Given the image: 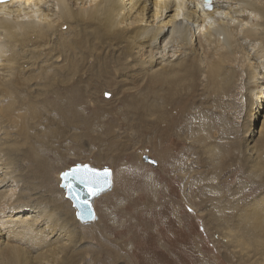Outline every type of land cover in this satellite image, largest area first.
Listing matches in <instances>:
<instances>
[{
  "label": "rangeland",
  "instance_id": "374dc122",
  "mask_svg": "<svg viewBox=\"0 0 264 264\" xmlns=\"http://www.w3.org/2000/svg\"><path fill=\"white\" fill-rule=\"evenodd\" d=\"M95 51L83 49L69 71L79 93L54 98L55 114L38 111V142H24L23 160L8 159L33 191L36 210L64 232L55 254L47 252L51 243L40 246L48 254L43 263L264 264L261 99L251 103L240 81L210 96L203 82L142 88L133 69L107 80L79 75ZM76 164L111 171L112 187L93 203V223L78 222L73 205L64 204L70 200L57 178ZM97 226L113 229L108 240Z\"/></svg>",
  "mask_w": 264,
  "mask_h": 264
},
{
  "label": "bare ground",
  "instance_id": "6f19581e",
  "mask_svg": "<svg viewBox=\"0 0 264 264\" xmlns=\"http://www.w3.org/2000/svg\"><path fill=\"white\" fill-rule=\"evenodd\" d=\"M200 1L31 0L0 7V264H40L48 256L40 246L51 243L47 252L54 254L60 249L55 240L64 232L50 213L36 210L33 191L17 180L8 159L23 160L21 146L38 142V111L55 114L54 98L79 93L67 78L83 49H98L94 63L80 70L85 77L107 80L133 69L144 78L142 88L203 82L210 96L240 81L251 103L264 105V0H213L211 11ZM39 95L46 98L38 102ZM57 179L61 184L60 174ZM75 219L95 222V216ZM95 229L102 240L113 231Z\"/></svg>",
  "mask_w": 264,
  "mask_h": 264
},
{
  "label": "water",
  "instance_id": "95a60500",
  "mask_svg": "<svg viewBox=\"0 0 264 264\" xmlns=\"http://www.w3.org/2000/svg\"><path fill=\"white\" fill-rule=\"evenodd\" d=\"M150 163L154 164V161H150ZM83 166L95 170L97 173H100L101 176H103L104 170L107 169V180L101 179L95 186H85V184L79 183L73 176H69L67 179L64 178L63 173L71 172L76 168H80L78 175H86ZM60 180V186L66 190V197L72 201V205L76 210V217L81 222L94 219L95 214L92 207L93 198L110 190L112 185L111 171L109 168L104 167L102 169H95L91 168L88 164H76L75 166H71L69 170L60 173ZM90 192H95V194L90 195Z\"/></svg>",
  "mask_w": 264,
  "mask_h": 264
},
{
  "label": "snow or ice",
  "instance_id": "6c2138e0",
  "mask_svg": "<svg viewBox=\"0 0 264 264\" xmlns=\"http://www.w3.org/2000/svg\"><path fill=\"white\" fill-rule=\"evenodd\" d=\"M205 6L206 7H211V2L210 0H205ZM84 171L86 175H78L80 172V168L73 169L71 172L68 173H63L64 178H68L69 176H73L78 180L79 183L85 184V186H95L96 184L99 183L101 179L107 180L108 177V170L105 169L103 172V176H101L100 173H97L93 169H89L87 166H83ZM90 195H94L95 192H90Z\"/></svg>",
  "mask_w": 264,
  "mask_h": 264
}]
</instances>
